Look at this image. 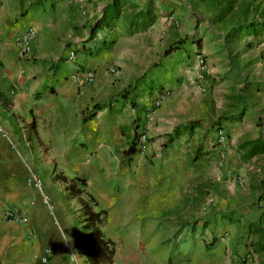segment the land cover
<instances>
[{
  "label": "crops",
  "instance_id": "0c3cea01",
  "mask_svg": "<svg viewBox=\"0 0 264 264\" xmlns=\"http://www.w3.org/2000/svg\"><path fill=\"white\" fill-rule=\"evenodd\" d=\"M113 1L0 0V89L5 94H12V86L19 89L16 99H0V264H76L72 250L79 263L89 264L87 255L77 246L82 233L79 208L74 207L76 200L70 199L67 184L60 177L88 179L93 169L102 171L120 152L126 156L125 151L149 111H153L155 123L150 131L149 151L144 154L150 158L162 152L165 162L171 160L174 154L178 156L177 143L187 137L181 136L167 147L174 130L198 120L205 109H211L212 99H188L176 87L171 93L160 83H154L155 88L149 87L146 79L122 91L120 86L126 85L115 82L121 77L110 72L112 67L119 68L116 63L109 67L112 77L104 75L107 52L114 43L104 49L103 38L111 42L120 21L123 32H136L121 18L114 21L112 30L100 29L92 39V28L104 18ZM158 14L156 11V17ZM29 27L38 31V40L32 58L26 59L20 55L16 37ZM73 50L77 56L70 61ZM136 62L134 69L138 74H135L142 77L148 72L150 61L144 68V63ZM65 66L71 71L67 72ZM87 71L96 72L94 83L83 82ZM129 89L132 94L126 99L124 95ZM162 96H165L162 106L153 107L154 99ZM96 104L106 108L84 122ZM142 154L137 151L132 161L127 157L131 162L129 169L137 172L145 167V171L152 169ZM160 156L156 154V158ZM262 157L249 161L254 162L249 183L238 187L236 182H226L230 192L222 199L224 207L220 213L227 222L225 228L231 235L233 254L234 245L239 244L240 250L232 256L236 264H240L239 260L245 264H264V253L256 252L251 245L257 237L249 236L248 231L252 223L262 222L264 227V201H260L261 190L255 187L256 179L264 180V162H258ZM172 166L169 169L176 168ZM32 175L43 179L42 192L28 184ZM88 182L90 185V179ZM44 195L48 196V202L44 201ZM158 200L160 210L179 204L177 200L173 204L171 199ZM10 211L26 220H10ZM230 218L235 222L231 224ZM117 264H121L119 252Z\"/></svg>",
  "mask_w": 264,
  "mask_h": 264
},
{
  "label": "rangeland",
  "instance_id": "374dc122",
  "mask_svg": "<svg viewBox=\"0 0 264 264\" xmlns=\"http://www.w3.org/2000/svg\"><path fill=\"white\" fill-rule=\"evenodd\" d=\"M127 1L144 8L149 0ZM155 1L159 14L148 29L123 32V21L116 24L104 75L111 78L109 67L116 63L121 78L115 82L126 85L120 86L121 90L146 79V85L152 80L168 88L169 93L176 87L188 99L214 102L198 118L201 127L195 136L177 143L178 156L174 154L165 162L162 152L150 158L142 154L152 169L145 171V167L137 172L129 169L131 162L120 152L102 171L96 168L89 173L88 191L99 200L98 209L108 210L104 230L116 241L121 264H236L232 256L240 250L239 244L234 245L233 254L231 235L220 208L224 207L222 199L230 192L226 182L242 187L241 181L249 183L253 174L254 162L244 163L238 152L240 143L264 133V37L242 34L227 41L221 25L210 22L209 14L197 1ZM172 45L182 46L165 56ZM199 55L207 62L205 71L199 67ZM148 60V72L137 76L136 61L144 63V68ZM55 84L58 86V81ZM18 90L12 86V94L3 92L5 96L0 99H16ZM240 94L247 99V112L250 111L245 123H224L221 128L216 121L222 115L235 113L230 104ZM253 107L256 109L251 111ZM200 147L204 156L194 162ZM156 154L161 156L156 158ZM258 162L263 163L264 158ZM171 166L176 168L169 169ZM165 167L168 169L163 171ZM199 187L204 188L203 195ZM158 199H171V204L177 200L179 204L160 210ZM74 207L80 208L78 200ZM192 225H196V231ZM215 235L220 243L212 248L210 243Z\"/></svg>",
  "mask_w": 264,
  "mask_h": 264
},
{
  "label": "trees",
  "instance_id": "16d2710c",
  "mask_svg": "<svg viewBox=\"0 0 264 264\" xmlns=\"http://www.w3.org/2000/svg\"><path fill=\"white\" fill-rule=\"evenodd\" d=\"M197 1L202 5L209 14V20L213 24L221 25L224 30L226 40L241 37L242 34L254 35L256 37H264V8L263 0H188L189 3L195 4ZM124 18L129 24L132 31H140L148 29L156 21V1L149 0L146 7L141 8L136 3H127L125 0H114L105 10L104 18L92 28V39L95 38L98 31L103 28H114V21ZM183 41H179L182 43ZM102 48H108L107 44L114 43L108 41L107 37L102 40ZM198 43L202 45V40ZM182 45H172L165 51V56H169L179 50ZM83 50V49H82ZM100 50V49H99ZM146 84V83H145ZM147 86L154 87L151 80ZM155 88V87H154ZM132 94V90L126 91V99ZM5 94L0 89V97ZM247 99L240 94L232 99L230 107L235 109L233 115H222L216 121L221 128L224 123H242L247 114ZM135 106V105H134ZM106 108L105 105L96 104L85 116L84 122L92 120L97 113ZM258 124L262 123L258 121ZM201 127L199 120L180 125L174 130L172 136L166 142V146H172L179 137L187 136L191 140L197 130ZM138 135L135 134L134 139L125 151L126 156L132 161L133 156L137 153ZM202 147L197 150L194 162L203 158L204 153ZM238 152L244 162H249L255 157L264 155V133L259 137L246 139L242 141L238 147ZM165 155H168L166 149ZM66 182V191L69 192L71 200H78L80 208L78 210V224L81 226V236L77 243L79 250L87 255L89 264H117L118 248L117 243L108 237L104 224L108 217L107 209H98L100 202L92 193L88 191L89 182L87 178L76 176L69 178L67 176L60 177ZM255 187L261 190L260 201H264V180L256 179ZM199 192L203 195L204 188L199 187ZM264 208V207H263ZM264 215V214H263ZM231 224L235 222L230 218ZM186 225L185 227H188ZM204 225L203 227L205 228ZM192 230L196 231V225H192ZM204 231V230H203ZM249 236L253 235L257 238L253 239L251 245L258 253H264V227L262 222L252 223L248 227ZM220 242L216 235L212 238L210 246L213 248Z\"/></svg>",
  "mask_w": 264,
  "mask_h": 264
},
{
  "label": "built area",
  "instance_id": "2783aa9c",
  "mask_svg": "<svg viewBox=\"0 0 264 264\" xmlns=\"http://www.w3.org/2000/svg\"><path fill=\"white\" fill-rule=\"evenodd\" d=\"M38 40V31L34 27H29L26 30H24L22 33L18 34L16 37V43L19 46L20 55L23 58L31 59L33 56V47L35 43ZM77 53L76 51H71L69 55V60L73 61L76 59ZM199 67L202 69V71H205L207 69V62L203 55H199ZM110 72L120 78L121 72L118 67H112L110 69ZM83 82L87 83H94L97 80V74L95 71H87L83 77ZM165 99V96H162L158 99H154L153 101V107L160 108L163 104V101ZM155 123V116L153 111H149L146 115V118L144 119L143 123H141L138 127V142H137V150L141 153H147L149 151L150 146V131L153 128ZM4 136L7 137V134H4ZM224 141V137H221ZM28 184L38 191H43V179L38 177L37 175H32L28 179ZM241 184L244 185L245 181H241ZM44 201L48 202V196L44 195ZM8 218L10 220L21 222L25 221L26 219L24 217H21L20 215H17L14 211L8 212ZM78 256L75 254L74 250H72V260L76 262V264H81L78 262Z\"/></svg>",
  "mask_w": 264,
  "mask_h": 264
}]
</instances>
